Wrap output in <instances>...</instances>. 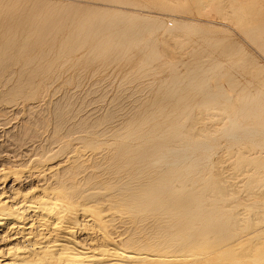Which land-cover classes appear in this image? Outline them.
I'll return each instance as SVG.
<instances>
[{"label": "bare ground", "instance_id": "bare-ground-1", "mask_svg": "<svg viewBox=\"0 0 264 264\" xmlns=\"http://www.w3.org/2000/svg\"><path fill=\"white\" fill-rule=\"evenodd\" d=\"M178 1L185 2L188 10L198 14L210 15L223 10L220 0ZM241 1L234 0L238 5ZM247 1H250L246 5L247 11L252 13L254 0ZM124 2L132 4L129 0ZM112 13L114 16L125 15L117 10ZM36 19H39L38 15ZM254 22L249 20L247 23L252 25ZM31 25L28 28L34 29L35 33V27ZM179 37L174 32L168 33L162 41L165 53L154 50V58L149 55L146 65L151 66L158 62L153 59H161L164 55L174 57V42L177 43ZM3 38L5 40L0 43V81L8 79L15 54H21V49L26 47V44L17 43L14 34H5ZM213 65H196L194 74L187 72L195 76L191 77L190 87L193 88L190 89L194 90L189 89L190 92L196 90L193 93L203 98L196 105L203 110L195 114L190 124L186 121L193 110L191 96L186 98L187 93L183 95L184 91H179L184 80L180 79L181 74H176L177 77L172 76L173 80L170 78L171 84L170 79L167 82L171 87H165L169 89H165L168 99L177 97L173 103L168 100L169 103L164 104L163 99L150 102L153 105L145 106L150 109H145L146 113L143 107V114L112 126L109 131L98 129L95 121L87 125L83 121L88 118L86 115L81 124V115L76 122V126L84 131H75L78 127L75 129L73 124L74 131L68 129L70 126L66 127L69 131H61L63 114L58 113L61 110L58 105V109L55 107L58 111L53 112L61 119L56 117L53 121L56 125L61 123L57 126L53 123L56 129L47 134L40 131L42 124L37 125L41 122L39 118L38 123L33 121L34 128L37 125L39 131H29L32 127L27 126L28 118L22 121L27 122V129L24 125L22 128L25 131L1 129L0 264H264V154L257 151L264 148V98L259 92L261 95L255 97L232 99L233 89L223 86V81L232 86L231 76L229 73L218 74L222 64ZM145 68L149 73L154 70ZM141 70L139 68V72ZM35 71L27 76L21 72L17 76L18 84L0 87L1 128L6 126L3 124L8 111L6 104L22 96H32L30 92L25 93L24 82L36 80ZM145 72L139 73L140 80L146 79L148 73ZM136 73L137 76L138 71ZM212 81L216 86L210 91ZM121 86L119 84V89ZM141 88L137 91H142ZM31 107L27 109L31 110ZM79 107L75 108L77 114ZM108 111L104 112L107 114ZM102 117L100 119L104 121ZM71 118L74 120L71 115L69 122ZM214 118H219L221 123H205ZM59 127L61 130L57 131ZM218 134L231 140L235 147L242 140H251L252 152L244 151V145L240 153L236 150L233 155L235 168L229 173L220 166V161L216 165L210 164L209 151L213 149L210 141H215Z\"/></svg>", "mask_w": 264, "mask_h": 264}, {"label": "rangeland", "instance_id": "rangeland-1", "mask_svg": "<svg viewBox=\"0 0 264 264\" xmlns=\"http://www.w3.org/2000/svg\"><path fill=\"white\" fill-rule=\"evenodd\" d=\"M124 1L128 0H3V2L0 0V43L5 40L3 38L5 34H14L16 35L18 44H26V47L21 49V54H15L14 61L10 65V71L7 73L9 77L6 81H0V87L8 88L18 84L17 76L22 73L24 76H27V74H33V71L36 70L34 74L36 73L37 76L36 80L24 82V85H26L25 93H32L31 97L27 98L22 96L16 101L6 104V106H8V111L5 114L6 117L4 120L6 121L3 122V124L6 123V126L4 128V125L2 128L0 127V131L1 129L2 131H12L11 128H14L13 131H17V129L18 131H25L22 130L23 125L24 128L27 129L25 126L28 122L27 126L30 125L28 128L32 127L31 129L29 128V131H39L40 129L38 128L42 124L40 131H45L47 134L56 129L54 125H56L57 122L53 121V119L58 116V113L63 114L62 124H64V128L61 127V130L59 127L57 131H64L65 129L69 131L68 129L73 128V126L75 128L77 125L76 122H78V116L80 115V124L82 123L81 119L86 115L88 118L86 119L85 117L83 121L86 122L87 125L93 124L95 121L94 124L98 129L109 131L113 129V127L123 123L122 121L125 122L127 119L129 120L134 117V115L139 116L143 114L141 111L147 109L145 106L150 102H159L163 99L161 102H164V104L169 102L170 104L171 102L173 103L174 99L177 97H173V99L169 97L171 100L168 99L166 96L167 92L165 93V91H169V89L165 87L169 85L167 82L170 78L172 80L174 79L172 76L177 77L176 74H181L180 79L184 80L182 85L179 86L182 87V89L178 87L179 91H184L182 94L187 93L186 98L191 96L190 98L192 101L190 104L193 110L186 121L187 124H190L193 122L192 119L195 114H199L200 110H203L202 107L199 108L196 106L200 100L203 99L202 96H196L193 93L196 90L192 91L193 94L190 92V90H194L190 89L193 88L190 87V81L195 77L193 75L195 73V71L193 73V68L196 69L195 67L197 66L209 67L218 63L222 64L218 74L229 73L228 75L231 76L232 86L229 85L227 81H223V86L225 89H233L232 91L229 90L232 93V99L239 101L247 96L250 98L255 97L260 93L262 94V98H264V0L253 1L254 11L252 13L248 12L246 7L250 1L243 0L240 5H238L234 0H220L219 2L223 5V10L218 12L214 11L212 14L210 13V15L209 13H207V15H203L205 13L198 14L195 10L191 12L188 10V7L186 8L185 2L178 0H173V3L170 0H129L132 1V4ZM116 10L125 13V15L114 16L112 12ZM37 15L39 19H36ZM130 16H135L137 18ZM249 20H254V24H248L247 22ZM35 23H37L36 26ZM28 24H32L31 27L33 28L35 27V33L34 29L28 28ZM171 32L180 36L179 41H177V43L174 42L173 49L176 57L174 55V57H171L173 59H171L169 55H164L161 59H153L152 52L154 50L164 51L165 44L162 41L167 34ZM180 42H182V45ZM62 45L64 46L62 47ZM149 55L153 57V62L157 60L158 62L152 63L151 66L146 65ZM29 63L30 65H28ZM172 64L175 65L173 69L171 67ZM144 65L149 68L151 67L150 70L154 69L155 71L152 70V73H149L150 71L147 68L149 72H145L147 70ZM251 65H253V69L255 70L251 69ZM254 65L256 67H254ZM142 66L144 68H142ZM257 66L260 67V69H256ZM40 68L44 69L42 70ZM139 68L146 74L148 73V76L143 73L146 75V77L144 76L146 79L142 78V80H140L141 74L139 73L141 71L139 72ZM38 69H40V71H37ZM137 71L138 75L136 76L135 74H137ZM188 71H192L193 74L190 73L192 76L189 75V73L187 74ZM125 75L126 77H124ZM138 76H140V79ZM171 79L170 84L172 83ZM182 80L180 81L182 82ZM212 82L210 83V91L215 90L216 86V82ZM67 83L69 84L67 85ZM119 84L120 86L124 85V87H120L121 90L119 89ZM148 84L149 86H147ZM135 85H137V88H135ZM89 86L93 87L90 89ZM108 86L110 87L108 88ZM143 86L145 87L141 88ZM115 87H118L117 91H115ZM169 87L171 86L169 85ZM140 88L143 89L142 91L140 90L142 92L141 94L140 91H137ZM134 89L136 90L134 91ZM174 89L175 88H172L171 90ZM102 90L104 91L103 93ZM91 91L95 94L93 93V95ZM95 91L98 93L96 94ZM88 94L91 96H88ZM76 96H78V99ZM104 96L106 97L104 98ZM116 98L118 99L116 100ZM126 98H128V100ZM139 98L141 99L139 100ZM145 98L146 101L149 100L148 103H146ZM83 99L85 101H83ZM101 99H103V102ZM97 100L99 102H97ZM91 101H94L95 104ZM100 102L102 103L100 104ZM144 102L145 104H143ZM55 103L56 105L53 106ZM66 103H69V105L71 103V105L69 106ZM91 105L92 107H90ZM27 106L29 108L33 106L31 110L32 108L34 109L32 111L28 110ZM56 106L62 111L59 110V112ZM76 106L79 107L78 112L80 114H77ZM55 107L57 109H55ZM150 107L151 106H148V108ZM94 108L97 109L94 110ZM109 108L112 110H109ZM56 110L58 113L55 114L54 112ZM65 110L70 112V115H67L68 112ZM148 110L150 109H147V111ZM83 111L84 113H82ZM104 111H108L107 114ZM25 112L29 114L32 113V117L28 116L29 114L26 115L27 113L25 114ZM65 112L67 113L65 114ZM104 113L106 115H102ZM144 113H146V110ZM47 115L49 116L47 117ZM71 115L74 120L71 118L72 121L69 122L68 118H70ZM88 115H90V117L93 116L94 119L90 118ZM34 117H37V119ZM96 117H98L97 122L95 120ZM101 117L105 120L103 121V119H100ZM25 118H28V121L23 123ZM38 118L41 119V122L39 121V124H37L39 127L36 125V128H34V122H37ZM47 118H49V122H46V120H48ZM59 118L57 117L58 120ZM7 119L11 121V123L7 122ZM108 119H110V121ZM64 121H66V123ZM220 121L219 118H214L206 120L205 123L217 125V123H221ZM67 122L70 125H68ZM53 123L55 124L53 125ZM59 123H61V121H59ZM102 123L107 125H102ZM0 124L2 125V123ZM18 125L19 127L16 128ZM67 126L70 127L67 129ZM74 128L71 130L74 131L77 128L75 131H84L79 128V126ZM31 143L32 141L30 144ZM210 144L213 146V149L209 151L211 154L210 164L216 165L217 161L222 162L220 166H223L227 173L233 171L235 168L233 165L235 161L233 155L236 150L240 153V151L243 150L241 149L243 145L246 146L244 147V151H248L250 148L252 149L251 140L249 139L240 141L238 147H235L232 145L233 142L231 140L219 134L215 141H210ZM257 151L264 154V148H258ZM249 152H252V150ZM197 153H199V151H196V154ZM262 240H264V237Z\"/></svg>", "mask_w": 264, "mask_h": 264}]
</instances>
